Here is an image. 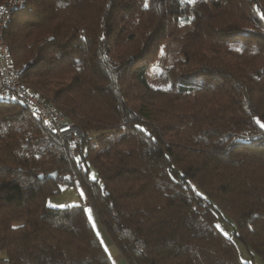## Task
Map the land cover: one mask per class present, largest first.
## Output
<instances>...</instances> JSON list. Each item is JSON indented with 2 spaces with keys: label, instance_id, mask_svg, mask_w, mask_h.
Masks as SVG:
<instances>
[{
  "label": "trees",
  "instance_id": "16d2710c",
  "mask_svg": "<svg viewBox=\"0 0 264 264\" xmlns=\"http://www.w3.org/2000/svg\"><path fill=\"white\" fill-rule=\"evenodd\" d=\"M262 13L264 0L14 8L4 40L19 78L82 137L64 141L15 91L0 96V264H116L88 203L129 264H254L232 234L264 260ZM168 43L155 88L148 71ZM62 184L87 201L48 205Z\"/></svg>",
  "mask_w": 264,
  "mask_h": 264
},
{
  "label": "built area",
  "instance_id": "2783aa9c",
  "mask_svg": "<svg viewBox=\"0 0 264 264\" xmlns=\"http://www.w3.org/2000/svg\"><path fill=\"white\" fill-rule=\"evenodd\" d=\"M22 1L6 0L0 7V53L3 57L0 60V85L3 88L0 96H5L7 89H12L26 105L35 109L42 118L53 122L55 131L62 140L79 141L82 137L80 127L68 120L42 93L33 91L26 81L21 80L18 76V69L10 57L9 45L4 41V30L14 8L19 7Z\"/></svg>",
  "mask_w": 264,
  "mask_h": 264
},
{
  "label": "rangeland",
  "instance_id": "374dc122",
  "mask_svg": "<svg viewBox=\"0 0 264 264\" xmlns=\"http://www.w3.org/2000/svg\"><path fill=\"white\" fill-rule=\"evenodd\" d=\"M5 41V40H4ZM6 43V41H5ZM8 44V43H6ZM10 48V46H9ZM178 49V45L176 43H168L163 46L160 54L158 55L156 61L151 65L149 71H148V77L150 79L151 84L155 88H159L161 86H164L166 83L161 77V72L164 69V67L170 63L173 59V57L176 54V51ZM11 57V55H10ZM2 55L0 53V60ZM12 59V57H11ZM67 140V139H65ZM64 140V141H65ZM90 174H95L96 176V170L95 168H90ZM81 190H83L81 185H68V184H62L60 188V192L57 194L49 195L47 198V204L50 206L60 207V205H69L73 203H80L87 201L86 193L83 190L84 195L81 196ZM87 209H91V215L93 217V220L95 221V228L97 229V232L99 233V236L101 237V240L103 241L104 245L106 246L107 250L112 256H117L119 253L117 247L115 244L111 241V243H107L104 240V232L105 230L101 228V224L98 222V219L96 217L95 212L93 211L91 204H87ZM88 213V212H87ZM93 223V222H92ZM217 225H219V228L228 235L232 234V224L222 215L218 213L217 219H216ZM97 224H100L98 226ZM106 233V232H105ZM107 234V233H106ZM240 255L242 259L252 261L254 264H264V260L256 253L250 252L244 244H242L240 241L237 240V238L232 234ZM111 240V239H109ZM5 256L4 251H0V258Z\"/></svg>",
  "mask_w": 264,
  "mask_h": 264
},
{
  "label": "snow or ice",
  "instance_id": "6c2138e0",
  "mask_svg": "<svg viewBox=\"0 0 264 264\" xmlns=\"http://www.w3.org/2000/svg\"><path fill=\"white\" fill-rule=\"evenodd\" d=\"M187 2L188 3H195V0H187ZM145 7H147L148 5H147V2H145V5H144ZM261 18H264V13H262L261 14ZM103 38V37H102ZM259 125H260V127L261 128H264V123H262L259 119H257V121H256ZM137 127H140L139 125H137ZM77 160H79V158H77ZM91 179L92 180H95L96 179V176H95V174H91ZM81 196H83L84 195V193H83V190H81ZM60 207H64V205H60ZM85 211H87L88 212V218H89V220L90 221H92L93 222V227H95V221L93 220V217H92V215H91V209H86ZM217 228H219V225H217ZM98 235H99V233H97ZM224 235L226 236L227 235V233H224Z\"/></svg>",
  "mask_w": 264,
  "mask_h": 264
},
{
  "label": "crops",
  "instance_id": "0c3cea01",
  "mask_svg": "<svg viewBox=\"0 0 264 264\" xmlns=\"http://www.w3.org/2000/svg\"><path fill=\"white\" fill-rule=\"evenodd\" d=\"M98 226H100V224H97ZM101 228H102V226H100ZM104 234H105V236H104V240H105V242H106V244L107 243H111V240H109L110 238H109V236L104 232ZM103 240V239H102ZM119 251V250H118ZM112 256V255H111ZM112 258H113V260H114V262L116 263V264H129L126 260H125V258L123 257V255L120 253V251H119V253L117 254V256H112Z\"/></svg>",
  "mask_w": 264,
  "mask_h": 264
},
{
  "label": "water",
  "instance_id": "95a60500",
  "mask_svg": "<svg viewBox=\"0 0 264 264\" xmlns=\"http://www.w3.org/2000/svg\"><path fill=\"white\" fill-rule=\"evenodd\" d=\"M21 103L22 104H25L23 101H21ZM55 175H56V172H53V173L47 174L46 176H48V177H55ZM39 177H42V175L40 174Z\"/></svg>",
  "mask_w": 264,
  "mask_h": 264
}]
</instances>
